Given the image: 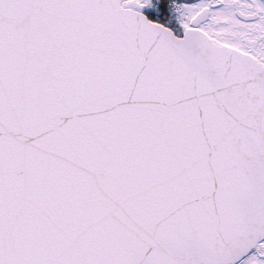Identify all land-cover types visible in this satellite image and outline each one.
<instances>
[{
    "label": "snow or ice",
    "instance_id": "obj_1",
    "mask_svg": "<svg viewBox=\"0 0 264 264\" xmlns=\"http://www.w3.org/2000/svg\"><path fill=\"white\" fill-rule=\"evenodd\" d=\"M0 264H264V0H0Z\"/></svg>",
    "mask_w": 264,
    "mask_h": 264
}]
</instances>
